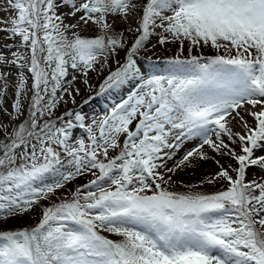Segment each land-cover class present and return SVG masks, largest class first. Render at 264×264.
Masks as SVG:
<instances>
[{"label":"snow or ice","instance_id":"snow-or-ice-1","mask_svg":"<svg viewBox=\"0 0 264 264\" xmlns=\"http://www.w3.org/2000/svg\"><path fill=\"white\" fill-rule=\"evenodd\" d=\"M0 10L11 41L0 45V111L15 120L28 103L10 131L0 123V224L93 177L35 226L0 227V264H264V182H246L249 168L264 171V0H0ZM90 25L97 35H81ZM153 35L179 49L145 68L137 57ZM205 47L216 54H193ZM104 69L100 93L134 83L126 99L91 122L73 110L53 118L65 96L75 103V73L91 87ZM209 159L218 171L198 184L175 179ZM206 184L221 188L196 190Z\"/></svg>","mask_w":264,"mask_h":264},{"label":"rangeland","instance_id":"rangeland-1","mask_svg":"<svg viewBox=\"0 0 264 264\" xmlns=\"http://www.w3.org/2000/svg\"><path fill=\"white\" fill-rule=\"evenodd\" d=\"M66 10L67 9L62 8L59 11H66ZM0 18L6 19L7 14L5 12L2 15L0 14ZM109 19H110V21H114V28L117 31H124V34L129 41V44H131V42L135 39V34H129L127 31H125L129 26L128 23L124 22L121 19V17L118 15L115 17H109ZM65 22L66 23H72L74 21L66 20ZM131 23L134 27L135 21H132ZM0 27H4V25H1ZM156 31H157V33H159L161 30L157 29ZM81 35L93 37V36L97 35V30H96L95 26L90 25L86 29L81 30ZM2 38L5 39L6 41H9L6 39L5 33H0V45L4 44L1 42ZM17 39H19V38H17ZM157 39H158V37L156 35H153L151 37V39L149 40V42L147 43L146 47L140 51V54H142V57H137L139 63L143 64L145 68H150L151 64L153 62L158 63L160 65H163V64H161L162 62L157 61L159 56H162V59H163L165 56L169 55L168 57L171 58L178 53V49H179L178 44L168 43L164 46H160L157 43ZM9 43H11V41H9ZM0 49L2 51H7L6 49H3V48H0ZM193 54L213 55V54H216V50L205 47L202 49H195ZM183 55H185V56L188 55L187 44H185V52L183 53ZM122 57H123V53H121V56L118 58H122ZM149 58H151V59H149ZM163 60H165V59H163ZM109 67L112 69H114L116 67V64L113 60L109 61ZM12 71H13L12 72L13 74L16 73L15 68H12ZM107 72H108V69L101 70V71H99V73L90 72L88 79H89V84L91 85V87L84 85L83 78L80 76L79 72L75 73V75H77V77H78V80L73 83V87L80 89L79 94L73 93V96L75 97V103L74 104L72 103L71 97L65 96L66 102H62V103L57 105V108L54 112L53 118H55L56 116H61L67 110H73V111H82L83 113H85L88 116L89 122H91L92 119H97V120L100 119L104 114H106L111 109V107L115 106V104L119 103L121 100L126 99L128 94L135 87L134 83L126 84V85L122 86L121 88L117 89V91L109 97L107 104L104 101L105 98H103V100H101V101H104L103 103L105 105H103V106L98 104L97 102H95V100L94 101L92 100L95 93L97 92L96 88L102 83V80H104L105 76L107 75ZM72 74H73L72 70L69 69V77L67 78L68 80H71ZM26 75H28V74L26 73ZM9 80L11 83H13V84L15 83L13 77L12 78L10 77ZM28 87L29 88L31 87V79L30 78L28 81ZM30 95H31V93L29 92V96ZM58 95H59V93H58ZM7 96H5L4 107L7 108L10 112L12 101L15 98L14 97V88L10 87L8 89ZM83 101L84 102L86 101V103L83 104L85 108H83V106L76 108ZM27 108H28V103H27V101H25L24 102V115L20 116L18 119L11 120V121L7 115H4V113L2 111H0V123L9 124L10 125L9 131H10L11 125H18L19 123H21L26 118V116L28 114ZM75 108H76V110H75ZM241 114L243 115V113H241ZM245 118L248 119L250 122L252 120V118L250 116H246ZM134 126H135V122L133 123V125H131V127L134 128ZM232 128H233L234 132L241 131L240 127L236 124L235 121L232 123ZM77 134L78 135H86V133L80 129L77 130ZM3 137H4V133L2 130H0V139H2ZM123 139H124V137L121 136V138H120L121 143L123 142ZM197 143H199V141H191V142L185 143L182 146V148L180 149V151L177 153L176 158L179 159L184 154L185 151L190 150ZM117 151H111L110 150L109 156L110 157L115 156L117 154ZM237 151H239L238 147H237ZM259 154L260 153H257V155H259ZM209 155L212 156L213 153L209 152ZM216 159L220 160V163L225 164V166H227V164H232L233 167L236 166L235 162L230 160L228 157L217 156ZM171 165H172V161H169V166H171ZM216 171H218L217 165L213 162V160L209 159L206 161H200L198 163L197 167L194 169H185L183 172H179L177 174V176L175 177V179H177L179 181H183L184 184H198V182L206 174H212V173H215ZM91 179H93V177L90 174H86L84 176L76 178L75 180L70 182L66 186L65 189L60 190L57 193V197L53 198V200H42L40 202V204L37 206H34V208L31 211L27 212L26 214H24L22 216H16L14 218L7 219L6 222L0 224V227L8 228V229H19V228H24V227L35 226V224L38 223L39 219L41 218L43 207H46L49 204L53 203L56 199H58L60 196H63L65 193L70 194V192L73 191L76 187L87 183ZM252 180H256L257 182H264V171H262L258 167L249 168L247 170V174H246V182L252 181ZM172 187H173V190H176V191H187V189L183 186L177 188L175 185H173ZM220 188H221L220 184H215V185L206 184L202 187H198L196 190L211 193V192H215V191L219 190ZM105 234L109 235V238H111V239H120V237H117L115 235H111V234H107V233H105Z\"/></svg>","mask_w":264,"mask_h":264},{"label":"bare ground","instance_id":"bare-ground-1","mask_svg":"<svg viewBox=\"0 0 264 264\" xmlns=\"http://www.w3.org/2000/svg\"><path fill=\"white\" fill-rule=\"evenodd\" d=\"M3 13H4V11L0 10V14L2 15ZM0 26H1V25H0ZM1 42H2V43H5V42H6V43H9V41H6V40L3 39V38L1 39ZM0 51H2V50L0 49ZM5 53H7V51H5ZM5 70H7V69H0V71H5ZM10 71L13 72V71H12V68L10 69ZM10 77H11V76H10ZM10 77H9V78H10ZM11 78H12V77H11ZM116 91H117V89H109V90H108V93H112V92L114 93V92H116ZM105 92H106V91H105ZM105 92H104V93H105ZM6 96H7V95H6ZM102 96H103V95H102ZM7 97H8V96H7ZM84 114H85V113H84Z\"/></svg>","mask_w":264,"mask_h":264},{"label":"trees","instance_id":"trees-1","mask_svg":"<svg viewBox=\"0 0 264 264\" xmlns=\"http://www.w3.org/2000/svg\"><path fill=\"white\" fill-rule=\"evenodd\" d=\"M168 56H169V55L165 56L164 58H169ZM159 58H162V56H159Z\"/></svg>","mask_w":264,"mask_h":264}]
</instances>
